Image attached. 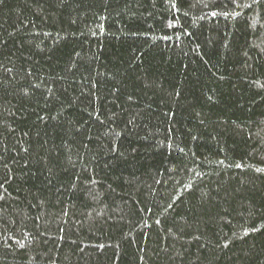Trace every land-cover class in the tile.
Returning <instances> with one entry per match:
<instances>
[{
	"label": "trees",
	"instance_id": "trees-1",
	"mask_svg": "<svg viewBox=\"0 0 264 264\" xmlns=\"http://www.w3.org/2000/svg\"><path fill=\"white\" fill-rule=\"evenodd\" d=\"M0 264H264V0H0Z\"/></svg>",
	"mask_w": 264,
	"mask_h": 264
}]
</instances>
